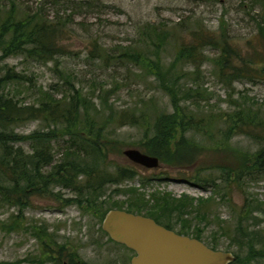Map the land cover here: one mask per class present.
I'll list each match as a JSON object with an SVG mask.
<instances>
[{"label":"trees","instance_id":"trees-1","mask_svg":"<svg viewBox=\"0 0 264 264\" xmlns=\"http://www.w3.org/2000/svg\"><path fill=\"white\" fill-rule=\"evenodd\" d=\"M85 4L93 10L105 8L102 3ZM252 5L264 11V0H253ZM56 18L49 19L41 6L24 15H18L15 7L8 11H2V7L0 9V203L18 210L9 229L15 231L19 228V216L28 208L32 197L45 199L49 196L60 200L62 207L74 205L85 215L94 216L100 226L105 214L113 209L140 215L145 212L143 216L156 222L158 218L153 212L155 214L159 210L170 215L176 213L175 225H180L177 233L188 235L193 222L189 216H194L196 221L205 223L192 235L201 241L205 227L207 229L211 224L209 213L202 208V204L208 200L198 201L186 195L175 199L168 194L159 196L153 193L149 197L153 201L151 206L150 200H146L138 189L117 188L124 181L132 180L137 172L135 166H118L108 161L110 149H114L118 143L104 131L116 122L118 128L128 126L139 129L141 136L134 142L135 145L142 153L156 157L165 166H176V169L198 167L191 180L197 188H211L216 194L221 183L225 189L244 195L243 207L235 208L231 214L236 219L234 231L223 232L221 223H218V229L209 233L211 242L208 244L216 250L219 238L228 236L229 244H238L241 251L247 250L246 260L264 258V249H255V244H264V231L257 228L258 223L263 221L258 217H264V204L257 198L249 200L251 193L246 192L249 183L264 181V112L238 100L231 101L230 109L218 115L202 112L199 109L201 103H209L210 99L207 98L208 90L198 83L200 70L205 63L212 67L215 78L227 90H233L234 81L244 79L248 83H257L261 81L258 76H264V54L256 51L254 56L244 58L247 54L231 44L223 23L219 27V35L200 25L195 28L185 26L189 41L182 39L172 60L166 63L162 52L176 33L153 24L144 25L140 28L141 36L136 43L102 50V53L111 60L131 61L133 63L130 64L144 70L147 74L145 77L153 78L167 102L151 114H146L142 110L144 108H129L120 112L109 108L103 112L81 90L74 88L73 94L66 90L60 98H56L51 92L36 89L33 76L16 72L4 63L8 58L20 57L37 64H57L60 58L67 55L68 49L62 39L67 30L60 23V17ZM257 28V35L264 41V17ZM92 43L91 53H95L100 47L96 40ZM207 50L213 51L214 55L207 54ZM196 77L197 81L193 82L192 79ZM183 78L191 82L181 84ZM26 83L30 86L26 87ZM35 91L37 97L28 104L24 100H15L13 94H33ZM239 98L245 100L247 95ZM148 101L157 105L152 98ZM41 118L53 125L47 133L33 132L22 136L13 130L18 125ZM216 132L219 139L215 137ZM197 134L206 139L204 144V140L199 142L194 138ZM236 136L248 138L257 149L250 153L234 148L229 141ZM58 137H67L68 141L58 148L61 156L55 160L56 152L51 140ZM25 141L30 144V152L18 146ZM209 155L217 157L212 156L214 158L207 161ZM206 170H215L219 175L203 178L200 172ZM51 185L70 190L73 197L65 198L62 192H52L49 190ZM110 185L116 188L107 194L106 187ZM119 195L126 197L125 201L114 200ZM173 227L166 226L170 230ZM32 228L37 229L35 236L45 250L35 258L18 262L61 264L65 253L72 259L71 263L77 264L74 261L77 259L81 264H86L78 254L64 246H56L57 251L54 252L53 246L57 243L48 238L46 228ZM99 229L102 231L101 227ZM232 254L236 258L232 264H235L238 254Z\"/></svg>","mask_w":264,"mask_h":264},{"label":"rangeland","instance_id":"rangeland-1","mask_svg":"<svg viewBox=\"0 0 264 264\" xmlns=\"http://www.w3.org/2000/svg\"><path fill=\"white\" fill-rule=\"evenodd\" d=\"M88 2L102 3L105 8L90 9L85 4ZM252 3L253 0H0L2 11L15 7L18 15H24L25 12L41 6L49 19L55 20L56 17H60V23L67 30L62 38L65 40L63 44L68 49L67 55L60 58L57 64L54 62L37 64L24 61L20 57L8 58L4 63L16 72L33 76L36 89L51 92L56 98H60L66 90L73 94L75 88L88 95L87 99L99 105L103 112H107L109 108L117 112L129 108L138 110L144 108L142 110L146 111V114H151L167 102L153 78H146L145 71L130 64L133 63L131 61L106 58L102 50L128 46L131 42L136 43L137 38L141 36L140 28L153 24L176 33L174 39L169 41L162 52V58L167 63L172 60L177 44L181 43L182 39L184 42L189 41L188 33L184 30L185 26L195 28L200 25L219 35V27L223 23L231 44L247 54L244 58L254 56L256 51L264 54V41L257 35V25L264 17V11H261L259 7H253ZM93 40H96L100 47L95 53H91ZM206 53L210 56L214 55L211 50H207ZM92 56L96 57L92 58ZM186 70L190 72L189 68ZM197 77L192 81H197ZM258 77L261 81L257 83H248L244 79L239 80L240 82L234 81L233 90L231 88L227 90L225 85L215 78L212 67L205 63L200 70L198 83H201L204 90H208L207 98L210 100L209 103H201L199 109L202 112L218 115L230 109L231 101L238 100L264 112V76ZM190 82L188 79H181V84ZM29 86L30 84L26 83V87ZM54 87H56L55 90ZM13 94L15 100H24L26 104L37 97L36 91L33 94L31 92ZM244 94L247 95V99L239 98ZM150 98L157 105L150 103L148 101ZM52 128V124L46 123L41 118L18 125L13 130L18 135L27 136L33 132L47 133ZM104 132L109 133L110 138L118 143L109 151V163L124 167L134 166L122 152L131 148L141 150L134 143L140 138L141 131L128 126L118 128L117 123L114 122L110 129ZM216 135L215 137L219 139L217 132ZM194 138L199 142L204 140L203 144L206 142V139L199 134ZM66 141H68L67 137L51 140L53 150L56 152L55 160L61 156L58 148L64 146ZM229 144L250 153L257 149L251 140L243 136L232 138ZM29 145L28 141L18 144L25 152H30ZM212 156L214 155H209L207 161L217 157ZM159 163L160 167L157 170L135 168L137 175L132 180L124 181L117 188L138 189V192L145 195L146 200H150L149 197L153 193L159 196L168 194L175 199L186 195L198 201L208 200L202 204V208L209 213L208 220L211 224L204 229L201 240L203 243L211 242L209 233L218 229V223H221L223 232L234 231L236 219H233L231 214L235 208L243 207L244 195L225 189L221 183L216 194L211 188L199 189L191 181L198 167L176 169V166H165L160 161ZM200 175L207 178L216 177L219 174L215 170H206L203 173L200 172ZM115 188V185L106 187L107 194ZM49 190L54 193L62 192L65 198L73 197L70 190H61L53 185L49 187ZM246 192L251 193L249 200L257 198L261 204H264V181L249 183ZM125 199L126 197L121 195L114 197V200L118 201H125ZM61 204L60 200L49 196L45 199L32 197L28 208H25L23 214L19 216V228L11 231L9 228L18 210L0 203V264H32L18 261L35 258L45 250L35 236L37 229L32 227L42 230L46 228L45 233L48 238L57 243L53 246L54 252L57 251L56 246H64L78 254L86 264H110L116 262L115 258H121L119 264L127 261L131 253L108 240L107 235L99 229L101 227L99 220L94 216L85 215L74 205L62 207ZM150 205H153L151 200ZM160 212L159 210L155 214L153 212L158 222L165 227L173 225V231H179L180 225H175L176 213L170 215ZM144 213L142 214L145 215ZM189 218L193 222L186 236L193 238L192 235L196 229L203 228L205 223L196 221L194 216ZM258 218L263 221L258 223L257 228L264 231V217L260 215ZM228 240V236L220 237L216 250L237 253L238 261L235 264H264V258L261 257L246 260L247 250L241 251L238 244H229ZM255 245L256 250L264 249L262 246L264 244ZM64 255L62 261L68 260L69 256Z\"/></svg>","mask_w":264,"mask_h":264},{"label":"water","instance_id":"water-1","mask_svg":"<svg viewBox=\"0 0 264 264\" xmlns=\"http://www.w3.org/2000/svg\"><path fill=\"white\" fill-rule=\"evenodd\" d=\"M122 154L131 164L142 169L157 170L159 160L138 149ZM107 237L133 251L130 264H232L231 252L209 249L202 241L157 224L153 219L123 210L108 211L101 223Z\"/></svg>","mask_w":264,"mask_h":264},{"label":"flooded vegetation","instance_id":"flooded-vegetation-1","mask_svg":"<svg viewBox=\"0 0 264 264\" xmlns=\"http://www.w3.org/2000/svg\"><path fill=\"white\" fill-rule=\"evenodd\" d=\"M136 167V166H135ZM137 169H139V170H141L142 168H138V167H136ZM144 170H146V169H144ZM150 218V217H149ZM152 219V218H151ZM154 220V219H153ZM155 221V220H154ZM156 222V221H155ZM157 224H160L159 222H156ZM160 225H162V224H160ZM162 226H164V225H162ZM165 227V226H164ZM166 228V227H165ZM177 233V232H176ZM178 234V233H177ZM116 245H118V246H122V247H124L125 249H127L125 246H123V245H121V244H116ZM205 246H207L209 249H212V250H214L211 246H210V244H204ZM130 253H131V256L127 259V261L125 262V263H123V264H130L131 263V260H132V258H133V256H135V253L133 252V251H131V250H129V249H127ZM120 259L121 258H115V261L116 262H112V263H110V264H119V261H120ZM71 260L72 259H68V260H66V261H62V264H73V263H71ZM77 264H81L77 259L76 260H74ZM50 264V263H49ZM107 264H109V263H107Z\"/></svg>","mask_w":264,"mask_h":264}]
</instances>
